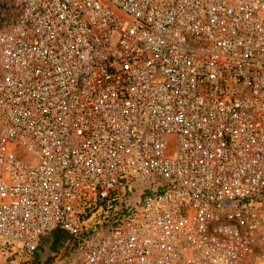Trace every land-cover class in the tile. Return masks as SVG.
I'll list each match as a JSON object with an SVG mask.
<instances>
[{"label": "built area", "instance_id": "2783aa9c", "mask_svg": "<svg viewBox=\"0 0 264 264\" xmlns=\"http://www.w3.org/2000/svg\"><path fill=\"white\" fill-rule=\"evenodd\" d=\"M0 57V264L248 263L264 0H14Z\"/></svg>", "mask_w": 264, "mask_h": 264}, {"label": "trees", "instance_id": "16d2710c", "mask_svg": "<svg viewBox=\"0 0 264 264\" xmlns=\"http://www.w3.org/2000/svg\"><path fill=\"white\" fill-rule=\"evenodd\" d=\"M71 236L64 230L57 228L43 236L37 250L27 256L22 264H53L58 256L62 264H68V257L71 256V246H66ZM45 250L47 251L44 256Z\"/></svg>", "mask_w": 264, "mask_h": 264}, {"label": "rangeland", "instance_id": "374dc122", "mask_svg": "<svg viewBox=\"0 0 264 264\" xmlns=\"http://www.w3.org/2000/svg\"><path fill=\"white\" fill-rule=\"evenodd\" d=\"M14 0H0V21L10 20L13 13ZM3 64L0 57V79L3 78ZM262 243L255 247L254 252L251 254L247 264H264V237ZM47 251L45 250L44 256ZM25 259V258H24ZM24 259L15 260L10 264H22Z\"/></svg>", "mask_w": 264, "mask_h": 264}]
</instances>
